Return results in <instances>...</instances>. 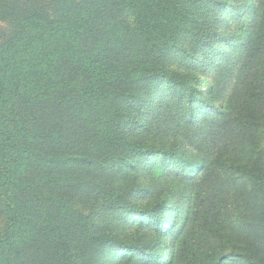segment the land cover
<instances>
[{"label":"trees","instance_id":"obj_1","mask_svg":"<svg viewBox=\"0 0 264 264\" xmlns=\"http://www.w3.org/2000/svg\"><path fill=\"white\" fill-rule=\"evenodd\" d=\"M204 1L0 0V264H264V152L241 161L264 133V0L216 52L231 11ZM220 62L203 97L193 72ZM116 218L154 239L107 237Z\"/></svg>","mask_w":264,"mask_h":264},{"label":"rangeland","instance_id":"obj_2","mask_svg":"<svg viewBox=\"0 0 264 264\" xmlns=\"http://www.w3.org/2000/svg\"><path fill=\"white\" fill-rule=\"evenodd\" d=\"M247 1L250 0H205L204 6L206 14L208 13H214L215 17L218 16L219 11H225V7L222 6V4L227 3L228 9L231 11V14L228 15L223 23V27L218 31V39L212 42L213 51L216 52L223 46V40L222 35H226L227 32L236 30L237 23L234 20V13H236L239 8H241L242 5H244ZM253 1V0H252ZM222 6V8H220ZM220 13V12H219ZM126 22L131 23L130 17L126 16L124 19ZM3 27V24H2ZM234 32V31H233ZM234 35H230V38H232ZM229 51V49H225V53ZM218 65H221V62L216 67L208 66L207 68L203 70H195L193 73L197 75V77L200 79V84L198 87H196V90H200L203 97H207L206 93L208 90V87L214 84V77L217 75V68ZM198 68V67H197ZM228 81V80H227ZM229 87H227L224 91L219 92V94L213 95V105L220 108L225 105V99L228 94ZM193 103H197L195 100H193ZM195 109L198 107V103L195 104ZM213 112V111H212ZM215 113V112H213ZM259 123L262 122V119L258 121ZM264 152V133L263 131H260V134L257 136L256 139L251 140V142L245 146L244 148V155L241 159L245 164L244 166L248 167L247 165L255 164L258 159H261ZM248 163V164H246ZM130 170L128 167L124 169V174L120 175L118 178L123 179V182L121 184V189L125 192L130 191L134 187L141 188L139 191L142 192L143 189L145 191L146 189V182L143 178L131 182L126 180L125 173L126 171ZM242 175V174H241ZM236 187L239 190L240 194H243L244 196L248 197V191L250 189L249 184L244 182L243 177H240L239 174H237V177H235ZM139 195H142L140 193ZM145 195H143V201H146L144 198ZM167 203V200H166ZM169 203V202H168ZM144 204V202H143ZM168 206V204H167ZM107 237L114 238L115 240H119L122 243L128 242V245H133L136 247H139L140 245H144L151 241V239H154V236H152L149 233L148 228H143L141 224H139L134 218L129 219L127 223H123L122 220L113 219L110 223L108 230L105 234ZM169 239L167 242L169 243ZM114 251H111V250ZM113 253L114 255L112 257H115L117 260H120L124 258L126 260L129 257L128 250H126L125 246L122 247H108L105 246L103 248V254H102V260L100 264H110V262L107 259V254ZM122 261H118L116 263L112 264H121Z\"/></svg>","mask_w":264,"mask_h":264}]
</instances>
